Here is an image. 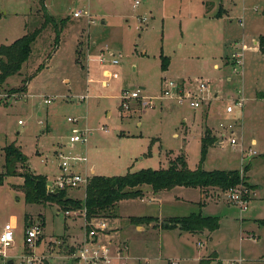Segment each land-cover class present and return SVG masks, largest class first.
I'll list each match as a JSON object with an SVG mask.
<instances>
[{"label":"rangeland","instance_id":"obj_1","mask_svg":"<svg viewBox=\"0 0 264 264\" xmlns=\"http://www.w3.org/2000/svg\"><path fill=\"white\" fill-rule=\"evenodd\" d=\"M263 10L264 0H0V47L40 28L44 13L53 18L40 30L19 71L0 83V172L3 149L10 145L21 151L34 174L46 176L47 184L60 172L58 152L86 155L88 164L77 169L85 173L93 165L96 174L104 176L163 169L177 156L194 170L200 164L202 126V137L206 130L213 137L202 169L249 168L248 180L256 186L251 187L256 196H251L248 210L226 203L221 190L204 188L203 201L212 202L202 208V216L213 214L219 227L210 240L206 233L188 240L177 231L158 229L155 222L137 223L130 218L158 217L170 211L187 215L191 205L172 203L183 195L196 198L194 189L176 188L154 202L147 195L123 200L114 216L92 223L107 225L100 240L110 241L109 264H169L167 258L178 264H207L214 258L208 253L211 247L221 264H264ZM75 12L80 15L74 17ZM255 39L259 53L253 50ZM242 41L249 50L241 51ZM234 53L242 54L241 66L231 65ZM161 56L169 61L165 72L160 68ZM113 59L118 63L111 64ZM5 62L0 54V65ZM214 64L218 66L213 68ZM164 80H182L191 92L204 81L216 98L197 109L188 101L156 100ZM22 86L24 92L19 91ZM139 89L152 98L153 106L132 103L129 111L123 110L121 93ZM239 93L243 108L226 114ZM46 99L50 104H44ZM67 118L76 119L86 131L87 144L67 146L71 126ZM220 124L233 125L235 148L228 144L229 137L221 146L218 143ZM252 137L257 139L255 146L249 142ZM15 170L25 172L19 164ZM93 175L90 172L89 179ZM22 182L15 176L0 185V231L5 224L14 226L8 259L0 258V264H20L21 255L34 259L32 264H76L71 256L77 235H84L83 220L65 216L62 210L57 213L56 204L25 203ZM65 193L83 200L85 188ZM34 221L44 225V237L38 246L27 249L24 228ZM49 239L57 243H48ZM123 243L128 250L118 258L114 250Z\"/></svg>","mask_w":264,"mask_h":264},{"label":"trees","instance_id":"obj_2","mask_svg":"<svg viewBox=\"0 0 264 264\" xmlns=\"http://www.w3.org/2000/svg\"><path fill=\"white\" fill-rule=\"evenodd\" d=\"M43 19L44 23L40 28L34 29L32 33L25 34L9 46L0 47V54L6 57V62L0 65V83H4L9 76L19 71L22 64L29 58L31 46L42 27L53 21V18L45 13ZM65 21L63 20L62 23ZM54 27L56 28V26ZM55 30L58 32L57 28ZM260 47L261 52L264 54V36L260 37ZM168 65V59L161 56V71L165 72ZM25 89L26 87L22 86L19 91L24 92ZM212 143L213 137H210L209 131L206 130L200 140V164L194 170L188 168L184 157L177 156L175 161L169 162L167 168L163 169H141L133 173L128 172L122 176L107 177L93 175L85 187V197L83 200L68 198L65 193L66 190L59 191L56 194H49L46 190V177L34 174L27 165L26 158L21 151L10 145L3 149L4 166L0 172V185L4 183L6 178L19 176L23 179L20 188L24 193L25 203H52L56 204L64 212L85 209V219L88 222L91 219L95 220L109 215L114 216V211L119 202L142 197L147 189L153 194L170 191L176 187L193 189L216 188L225 191L238 184H243L251 189V186L246 181V171L249 169L246 166L244 167L242 180L238 169L211 171L202 169L201 163L205 159L207 150ZM18 164L25 169L24 173H16L15 166ZM130 219L137 223L155 222L159 226L158 229L161 230L179 229L191 234H198L202 231L212 233L219 227L216 217L202 216L200 212L186 217H174L163 220L151 216ZM261 223L264 224V222Z\"/></svg>","mask_w":264,"mask_h":264},{"label":"built area","instance_id":"obj_3","mask_svg":"<svg viewBox=\"0 0 264 264\" xmlns=\"http://www.w3.org/2000/svg\"><path fill=\"white\" fill-rule=\"evenodd\" d=\"M139 4L138 1L134 2V6L136 7ZM80 15L79 12H75L73 14L74 17H78ZM144 20V19H143ZM240 26H243L242 20L240 21ZM250 48L241 45V51L249 50ZM241 58L242 54L234 53L231 56V59L234 60V64H231L233 67L241 66ZM100 62L104 61L103 53L100 55ZM111 64H117L118 60L113 59L110 61ZM235 70V69H234ZM165 83L160 90V94L154 98L159 101L163 100H172L177 104H181L184 101H188L190 107L197 109L204 102L210 104L211 100L216 98V95H212L211 90L208 85L204 81L198 82V87L196 92H191L186 89L184 82L180 81H172V80H164ZM240 97L233 98L234 104L228 105L225 109L226 114H233L235 108L242 109L244 98L242 97V93H239ZM83 99V98H81ZM51 100H44V104H50ZM132 103H137L138 105L142 104L146 106V108H150L153 106L152 98L142 95V89L136 91H123L120 95V107L123 110L129 111L132 107ZM67 122L70 126V135L68 139V147L73 148L76 144L85 145L88 142V134L86 131L82 130L78 124L76 119L67 118ZM20 124V122H18ZM233 125H224L220 124L218 132V143L220 146L223 144V141L228 137V144L235 148L237 146V141L235 138L231 136L234 135ZM249 153L255 155V151L249 149ZM58 158L60 159L59 168L60 172L54 179L52 184H47L46 190L49 194H54L55 192L64 191V190H72L80 187L85 188L88 184L89 177L88 173H82L77 169L79 164L87 165V156H67L62 152L57 153ZM245 165H242L243 167ZM240 173L241 180L243 179L244 169H238ZM224 195V199L227 203L236 205L238 208L245 212L248 210V204L251 201V196L255 193L248 186H244L243 184H238L235 187H232L228 190L222 191ZM65 216H79L83 220L84 227V235L81 239V242L76 246V251L72 254L71 259L76 264H109L112 250L110 248V241L103 242L100 240V235L107 230V225L105 222H100L97 226H94L92 222H88L85 219V209L83 210H71L65 211ZM90 227V228H88ZM24 247L27 249H33L36 247L37 243L40 242L43 237V225L39 221H34L30 223L24 228ZM14 242V226L11 223L5 224L0 232V258L6 260L7 249H9ZM56 244V240L49 239L48 243ZM127 245L121 244L115 248V252L118 258H121V253L127 251ZM23 254V253H22ZM20 258L22 261L20 264H32L34 259L30 257H25V255H21ZM169 264H178L175 260H170ZM230 264H240V262L232 261Z\"/></svg>","mask_w":264,"mask_h":264},{"label":"crops","instance_id":"obj_4","mask_svg":"<svg viewBox=\"0 0 264 264\" xmlns=\"http://www.w3.org/2000/svg\"><path fill=\"white\" fill-rule=\"evenodd\" d=\"M223 1V0H222ZM223 5V4H222ZM223 7H224V5H223ZM224 10H226L227 11V8L226 9H224ZM224 15H228V14H224ZM224 15H222V16H224ZM216 16H218V14L216 15ZM221 16V17H222ZM221 17H219V18H221ZM242 45H245L246 46V43L245 42H240ZM253 45H254V48H253V50L255 51L256 50V52L257 53H259L258 51H257V47H255V45L257 44V40L255 39V40H253V43H252ZM169 66V65H168ZM216 66H218L217 64H214L213 65V68H215ZM167 70H168V68H167ZM180 82H182V80H179ZM206 118H207V120H208V116H206ZM206 125L207 126H209V124H208V121H206ZM210 128H211V125H210ZM202 131H203V129H202V126H201V138H202ZM178 135L177 134H175L174 135V137H177ZM201 138H200V140H201ZM257 139H255L254 137H252L251 139H250V144H253V146H255L256 144H257V141H256ZM177 156V155H176ZM88 160V159H87ZM87 164H88V162H87ZM165 168H167L166 166H165ZM87 170H89V171H87V172H85V173H90V172H93L94 173V175H98V174H96V171H95V169H94V166L93 165H91ZM234 170H237V169H234ZM248 173H249V171H247V173H246V177H247V183L251 186V187H256L255 185H253V184H251V182L248 180L249 179V175H248ZM99 176H104V175H99ZM46 177V176H45ZM107 177H110V176H107ZM177 189H184V187H176ZM176 188H174V189H176ZM193 189V188H192ZM255 189H257V188H255ZM173 190V189H172ZM196 192H197V196H196V198H193V197H190V196H187L186 195V197L183 195V197L182 198H178L177 199V202L176 203H172V205H174V204H177L176 206H178L179 205V203H182V204H186V205H191V207L190 208H188V210L186 211V212H189L187 215H183L184 213H180V211H168L169 213H166V215H164V214H162V215H158V217H155V216H151V217H155V218H157V219H159V220H163V219H168V218H174V217H186V216H188V215H190V214H193V213H201V214H205L202 210V208H205V206L206 205H210V203L212 202V200H210L209 202H204L203 201V199H204V191H203V189H199V188H195L194 189ZM181 191H183V193H185L184 192V190H181ZM166 192H168V191H163V192H160V193H158V194H153L149 189H147L145 192H144V195L143 196H145V195H147V196H150L151 197V199H149V200H151L152 202H154V201H156V200H159V198H160V196L161 195H163L164 193H166ZM255 196H256V194H255ZM254 199V198H253ZM252 199V200H253ZM224 202H225V200H223ZM215 204H216V202H214ZM227 203V202H226ZM192 209H194L195 211L194 212H190V210H192ZM57 211V213H59L60 212V209H58V210H56ZM161 216V217H160ZM205 216H212L213 217V214H211V213H206V215ZM77 219L78 218H80V217H77V216H75ZM141 217H145V216H141ZM147 217V216H146ZM161 218V219H160ZM115 220V219H114ZM151 226L153 225V224H150ZM149 225V226H150ZM43 227H44V225H43ZM134 229H135V231L137 230V227H134ZM218 230V229H217ZM217 230H215V231H217ZM172 231H177L178 232V234L181 236V238H184V239H190L189 237H194V236H196V235H199V234H203V233H206L207 235V237L209 238V240L211 239V236H212V234L215 232H212V233H208L207 231H202V232H200V233H198V234H191V233H187V232H183V231H180L179 229H173ZM1 232V231H0ZM108 235V234H107ZM183 235V236H182ZM81 236V237H80ZM201 236V235H200ZM43 237H44V235H43ZM81 239H82V235H77V237H76V239L74 240V242H76V244H73L74 246H77L78 244H79V242H81ZM42 240V239H41ZM41 240H40V242H41ZM38 245H39V243H38ZM37 245V246H38ZM213 253L214 254V258H212V259H210L208 262H207V264H209L211 261H215V262H218V264H221V261H219V258H218V252L215 250V249H213V247H211V250L208 252V253ZM55 256H60V255H58V254H54ZM205 255V254H204ZM52 256V255H51ZM203 256V255H202ZM60 259H63V257H59V260ZM146 259V258H145ZM165 260H167L168 261V263H169V259L167 258V259H165ZM202 260V259H201ZM52 262V261H51ZM50 262V263H51Z\"/></svg>","mask_w":264,"mask_h":264},{"label":"water","instance_id":"obj_5","mask_svg":"<svg viewBox=\"0 0 264 264\" xmlns=\"http://www.w3.org/2000/svg\"><path fill=\"white\" fill-rule=\"evenodd\" d=\"M57 192H55L54 194H56ZM12 262H9V264H11Z\"/></svg>","mask_w":264,"mask_h":264}]
</instances>
